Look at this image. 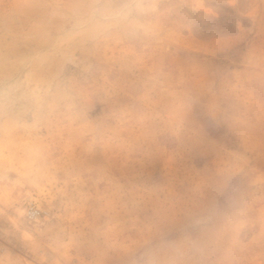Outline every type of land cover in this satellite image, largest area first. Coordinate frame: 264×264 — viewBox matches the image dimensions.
I'll use <instances>...</instances> for the list:
<instances>
[{
    "label": "rangeland",
    "instance_id": "obj_1",
    "mask_svg": "<svg viewBox=\"0 0 264 264\" xmlns=\"http://www.w3.org/2000/svg\"><path fill=\"white\" fill-rule=\"evenodd\" d=\"M0 264H264V0H0Z\"/></svg>",
    "mask_w": 264,
    "mask_h": 264
},
{
    "label": "built area",
    "instance_id": "obj_2",
    "mask_svg": "<svg viewBox=\"0 0 264 264\" xmlns=\"http://www.w3.org/2000/svg\"><path fill=\"white\" fill-rule=\"evenodd\" d=\"M28 213H29V217H36L40 214V210L34 207H30Z\"/></svg>",
    "mask_w": 264,
    "mask_h": 264
},
{
    "label": "bare ground",
    "instance_id": "obj_3",
    "mask_svg": "<svg viewBox=\"0 0 264 264\" xmlns=\"http://www.w3.org/2000/svg\"><path fill=\"white\" fill-rule=\"evenodd\" d=\"M43 67V66H42ZM42 76V75H41Z\"/></svg>",
    "mask_w": 264,
    "mask_h": 264
}]
</instances>
